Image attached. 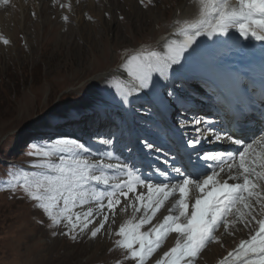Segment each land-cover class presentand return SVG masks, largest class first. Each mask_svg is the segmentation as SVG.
Returning <instances> with one entry per match:
<instances>
[{
    "label": "rangeland",
    "instance_id": "1",
    "mask_svg": "<svg viewBox=\"0 0 264 264\" xmlns=\"http://www.w3.org/2000/svg\"><path fill=\"white\" fill-rule=\"evenodd\" d=\"M88 1H93L94 6L87 4ZM100 3L106 6L105 13ZM189 3L190 0H152V3L144 0V4L140 0H59L54 4L53 0H10L8 5H0V35L10 40L8 45L0 42V264H135V261L125 259L126 250L115 244L120 239L116 231L121 223L131 219V214L115 213V223L110 218L96 238L91 237L90 231L79 233L77 230L73 233L77 239L73 240L70 235L61 234L67 231L66 221L50 227L51 220L43 209L36 207L37 202L23 191L15 177L22 172L44 171L33 167L41 158L28 155L34 151L33 144L51 145L61 138L76 139L91 149V158L95 159L100 147L106 148L97 142L113 139L114 151L124 152L118 147L122 145L127 151L132 134L125 121L127 115L120 121L110 117L109 123L106 115L99 118L106 112L107 93L113 91L111 95H116L109 88L113 84L108 83V79L116 83L115 86L125 84L122 87L129 90L136 82L138 86L139 81L124 67L125 61L142 51H166V39L182 40L178 32L181 24L196 19L199 12V7L191 10ZM229 3L235 5L237 0H229ZM60 4L68 6L62 8ZM91 12L95 17L90 16ZM64 16L68 17L66 21ZM69 28L73 33H69ZM214 37L219 39L217 44L212 43L213 36L198 37L188 48L186 57L191 61L199 59L196 57V43L205 44L203 54L208 56L209 53H225V46L243 38L235 30ZM92 41L96 42L93 44ZM254 43L258 44L257 40L251 41L252 45ZM185 65L186 60H181L180 64L168 69L167 74L174 72V67L184 68ZM189 68L193 69L192 66ZM195 77L203 78L194 71L192 81L180 77L175 85H166L162 91L165 82L159 73L153 72L150 85L152 89L155 82V91L159 96L162 93L163 100L175 105L179 114L184 112L178 106L180 100H194L206 95L204 85ZM122 98V95H116L110 107L117 109L113 105ZM127 100L132 101V109L137 113L138 117L134 119L137 129L161 138L160 117L151 110L148 101L139 103L132 96ZM186 105L192 110L193 107ZM146 113L154 120L153 124H146L142 116ZM119 115L114 116L119 118ZM184 120L188 118L176 123ZM138 141L150 142L146 136H140ZM107 147L108 150L111 148ZM168 148L171 149L170 145ZM153 154L148 151L143 155ZM120 159L124 160L123 157ZM143 167L145 170V163ZM10 182L17 183L14 191ZM100 186L96 185V190H105ZM104 203H107L106 197ZM166 205L170 207L171 203L165 204L161 210ZM167 214L163 213L153 223H158ZM256 214L258 219L259 206ZM136 215L138 218L140 214ZM233 219V216L228 217L230 221ZM255 227V223L244 227L239 221L229 224L227 229L221 225L220 235V229L215 233L218 242L209 243L207 247L210 248L205 255L201 253L195 264H220L241 240L250 237ZM142 230H147V226ZM175 240L176 235L170 234L148 264H154L155 259L174 246Z\"/></svg>",
    "mask_w": 264,
    "mask_h": 264
},
{
    "label": "snow or ice",
    "instance_id": "2",
    "mask_svg": "<svg viewBox=\"0 0 264 264\" xmlns=\"http://www.w3.org/2000/svg\"><path fill=\"white\" fill-rule=\"evenodd\" d=\"M9 3L10 0H0V5ZM53 3H59V0H53ZM140 3L144 4V0ZM197 3L198 17L185 20L178 29L182 40H169L164 44V52L142 51L127 58L124 67L139 81V85L124 89L121 95L125 99L133 92L148 88L153 72L166 77L168 69L181 63L184 53L200 36L228 35L230 30H235L245 39L264 42V0H237L235 5L229 0H197ZM67 6L60 4L62 8ZM32 15L35 16V12ZM63 19L66 21L68 17ZM0 42L10 44L3 35H0ZM210 123L198 118L182 123L183 127L193 126L198 133L185 141L191 150L189 163H192L191 152H195L201 143L202 132L198 126ZM204 131L211 129L205 128ZM215 140L228 141L237 148L233 152L205 153L202 157L197 153L196 158L203 161V166L193 164L191 169L173 166L171 173L174 176L156 169L162 179L153 181L128 163H105V158H113L111 151L98 153L93 159L91 149L85 143L61 138L51 145L33 144L34 151L28 155L40 157L33 167L44 171L22 172L15 179L37 202L36 207L43 209L51 220L50 227L66 221L67 231L61 234L70 235L73 240L77 239L73 234L77 230L79 233L90 231L91 237L96 238L109 220L108 212L115 216L122 197L126 203L119 210L131 208L132 217L120 224L115 233L120 239L115 244L126 250L124 258L135 261V264H148L170 234L176 235L174 246L155 259L154 264H195L209 243L218 242L215 235L218 228L223 225L227 229L229 224L237 221L244 227L253 223L257 227L248 239L241 240L235 249L228 252L220 264H264V218L257 219L256 214L259 206V215L264 217V130L260 131L259 137L255 133L248 139L216 134ZM99 142L107 146L114 143L113 139H101ZM142 147L151 150L154 144L143 141ZM52 157H57V160H52ZM104 169L122 172L124 178L112 183L113 178L106 175ZM221 173H227V178H223ZM101 183L107 188L96 190L95 186ZM9 186L14 191L17 183L10 182ZM138 188L144 190L138 191ZM170 199L173 202L167 209L168 214L158 223H153L157 213ZM90 202L97 204L95 210L88 207L83 212L73 211L77 206L83 207ZM106 208L108 212L104 211ZM94 212H103V218L98 226L89 228ZM137 213H140L138 218ZM229 216L234 219L228 220ZM145 226L147 230H142Z\"/></svg>",
    "mask_w": 264,
    "mask_h": 264
},
{
    "label": "bare ground",
    "instance_id": "3",
    "mask_svg": "<svg viewBox=\"0 0 264 264\" xmlns=\"http://www.w3.org/2000/svg\"><path fill=\"white\" fill-rule=\"evenodd\" d=\"M92 2L93 1H88L87 4H92V6H94V4ZM79 4H81V3H79ZM100 4H101V8L103 9V12L105 13L106 12V6L103 7L102 3H100ZM189 4L191 6L190 7L191 10H195V8L199 7V5L197 3V0H190ZM92 14H93V12L90 13V16L95 17L94 14L93 15ZM82 19H84V18H82ZM87 26L88 25H85V27H87ZM70 28H69V30H70ZM69 33H73V31L70 30ZM95 33L98 35V30H95ZM172 39L173 38H169V39H166L164 41L166 43V42H168L169 40H172ZM249 39H253V38H248V41H249ZM251 41H255V40H251ZM251 41H249V43L245 42L243 40H240L239 42H237V41L234 42L233 41L234 43H231L230 45H228L224 49L226 51L227 56H222L220 53L216 54V56H215V58H216V60L218 62H222V63H224L225 66H228L230 68V71H232L231 76L233 77L234 81H236V80L238 81L241 78H243L244 76H250V78H253L254 76H257L259 74H263L264 73V43H261V47H255L254 45L251 44ZM95 42L96 41H92L93 44ZM215 42L217 43V41H215ZM256 45H258V44L256 43ZM237 52H238V54H235ZM186 53H188V49H187V51L184 53V55L181 58V60H186V65L184 66V68H182V69L174 68V69H172L174 72H172L170 70L172 72V74H171V72H169L166 75L165 79L163 78V82H170L172 79H175L177 77V75L178 76L179 75H190L189 77H191L193 75L194 71H195V73L200 74V77H201V75L203 76L204 79L202 77L201 78L204 81H207L209 83V87L212 86L213 82H216V83L220 82V79H219L218 75L216 76L215 71L213 69L204 68L203 67L200 57H199V59L195 58L193 61H191L190 57H186V55H185ZM193 58H194V56H193ZM191 66L193 68L192 70L189 68ZM108 83H110L109 80H108ZM220 86H221V84H220ZM141 93L143 95L147 96V98H149L154 103V107L157 104V108H158L157 111H160L161 113H163L165 115H167L169 113H172V112L174 113V111H175L174 107L172 105H170L168 102L161 101L159 94L156 91H152L150 84H149L148 88L142 89ZM224 97H225V95L222 96V98H224ZM127 101L130 102V103L132 102L131 100H127ZM123 103H124V99L123 98L121 100L116 101L115 104L113 103L114 104L113 106L115 108H119L120 109V112H119L120 115H123L122 111H125L127 113L131 111V110H128L127 107L124 106ZM179 105H183L184 106V105H186V103L185 102H181ZM132 110L134 112V109H132ZM191 115L192 114H189L188 116L190 117ZM200 117H201V114H200ZM191 120H192V118H188V120H184V121H191ZM201 120H203V119H201ZM173 121H174V119H172L171 121H167L166 122V124H165L166 129L164 131L165 132L164 139L166 138V140L168 142H170L169 145L171 147V150H173V152H174V161L180 163V162L183 161L182 154H181V145H180V143L184 142V144H185V141L194 138L195 136L198 135V133H196V131L194 130V127L191 126V125H189L187 127H183L182 123L184 121H182L180 124L172 123ZM198 127L201 129V132H202V135L200 136V139L204 138V136H206V134L204 132L205 124H201ZM135 134H137L139 136L141 133H140V131H138V132H135ZM102 149L104 151V147L103 146H102ZM131 150H133V152L128 156V164L131 162L130 165L135 167L136 169H139L140 172L142 173V175L145 178H151L153 181L162 179L158 174H154L152 172H147L146 170H144V167H143L144 166V162L142 161V159H140V154L142 152V148L132 147L131 146ZM114 152H113L114 155H113L112 159L105 158V163H113V164L118 163V157L117 156L120 155V151L119 150H115ZM168 166H170V165L163 166V167L166 169V171H168L170 173V176H174L175 174L171 173V167H168ZM104 171H105L106 175H108L110 178H113L111 180L112 183H118L120 179L124 178V174L122 172H119V171L115 170V169H104ZM100 187L104 189L107 186H105V185H103L101 183ZM141 190H144V189L138 188V191H141ZM131 196H132V194H130V197ZM121 201L123 203L121 204V206H118L117 211H116L117 215H124L127 212H128V215L129 214L132 215V209L131 208H126L124 211H120L119 210V208L123 207L124 204L126 203V201H124L123 198L121 199ZM167 203H171L172 204V200L170 199L165 204H167ZM88 207H92L95 210L97 208V204L93 203V202H90V203L84 205L83 207L77 206L73 211H81V212H83V211H86ZM168 208H169V206L166 205L162 210H160L157 213L156 217L153 219V221L157 220L160 215L162 216L163 213L168 212L167 211ZM104 211L108 212L107 208ZM103 214H104L103 212H100V213H95L94 212V216L90 217V219L93 221V223L89 225L90 226L89 228L94 227V225L96 226L97 220L98 221L102 220ZM108 215H109V219L111 218V220L113 218H117L116 215L113 217L111 212H108ZM260 218H264V217H261L259 215L258 219H260ZM108 222H109V220H108ZM108 222L106 223L107 225H108ZM256 227H257V225H256ZM256 227H255V229H256ZM254 231H252L251 234H253ZM221 232H222V229L219 230L218 234L220 235ZM243 237H245L244 234H243ZM209 248L210 247H207L205 249V251H203L202 254L205 255ZM214 252L217 253L218 249L215 250ZM209 258H211V257H209Z\"/></svg>",
    "mask_w": 264,
    "mask_h": 264
}]
</instances>
